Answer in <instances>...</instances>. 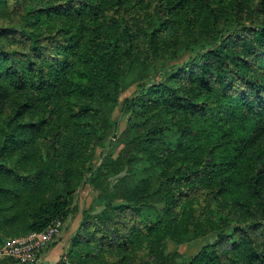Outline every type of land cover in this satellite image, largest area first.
I'll return each instance as SVG.
<instances>
[{
	"label": "trees",
	"instance_id": "obj_1",
	"mask_svg": "<svg viewBox=\"0 0 264 264\" xmlns=\"http://www.w3.org/2000/svg\"><path fill=\"white\" fill-rule=\"evenodd\" d=\"M93 185L34 264H264V0H0V246Z\"/></svg>",
	"mask_w": 264,
	"mask_h": 264
},
{
	"label": "rangeland",
	"instance_id": "obj_2",
	"mask_svg": "<svg viewBox=\"0 0 264 264\" xmlns=\"http://www.w3.org/2000/svg\"><path fill=\"white\" fill-rule=\"evenodd\" d=\"M138 87L137 85L130 86L127 91L121 96L119 104L115 107V109L112 112V120L115 123V131L111 133V136L108 139V142L106 144V148L103 149V154H108L109 152H112L114 149L116 153L114 156H117L119 152H121L126 147V140L130 139V137H133L136 135V131L133 127V119L131 116H125L122 114V102L135 94ZM115 135H118V137L121 139V143H114L113 137ZM114 144V145H113ZM111 145H113L112 148ZM112 150V151H111ZM100 150V154L102 153ZM105 154L102 156V158L99 159L98 165H100L104 159ZM98 190L95 188V186H86L83 189H81L78 193V196L76 198L75 204L78 209V211L72 213L68 218V220L64 223V227L61 231V235L59 237V241H63L67 246L71 240V237L77 232L81 220H82V213L84 210H88L91 207L93 197L96 194L97 195ZM15 239V238H14ZM14 239L8 240L5 245L0 246V253L4 250V248L9 245ZM61 243V242H60ZM203 246L202 241H197L189 244H183L179 245L177 247H173L172 251H178L181 254H183L187 259L191 256L195 255L198 250Z\"/></svg>",
	"mask_w": 264,
	"mask_h": 264
},
{
	"label": "built area",
	"instance_id": "obj_3",
	"mask_svg": "<svg viewBox=\"0 0 264 264\" xmlns=\"http://www.w3.org/2000/svg\"><path fill=\"white\" fill-rule=\"evenodd\" d=\"M63 227V221L57 220L44 232L16 238L4 248L0 258H12L22 264H34L38 261L39 254L60 237Z\"/></svg>",
	"mask_w": 264,
	"mask_h": 264
},
{
	"label": "crops",
	"instance_id": "obj_4",
	"mask_svg": "<svg viewBox=\"0 0 264 264\" xmlns=\"http://www.w3.org/2000/svg\"><path fill=\"white\" fill-rule=\"evenodd\" d=\"M62 246H63V241L61 240V243H59L57 246L47 250L43 255L42 259L50 263H56L59 260L61 253L63 252L61 249Z\"/></svg>",
	"mask_w": 264,
	"mask_h": 264
}]
</instances>
